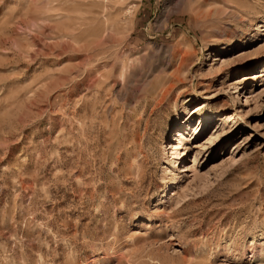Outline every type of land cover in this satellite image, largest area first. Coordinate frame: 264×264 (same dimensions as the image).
Masks as SVG:
<instances>
[{
  "label": "rangeland",
  "instance_id": "rangeland-1",
  "mask_svg": "<svg viewBox=\"0 0 264 264\" xmlns=\"http://www.w3.org/2000/svg\"><path fill=\"white\" fill-rule=\"evenodd\" d=\"M0 264H264V0H0Z\"/></svg>",
  "mask_w": 264,
  "mask_h": 264
},
{
  "label": "bare ground",
  "instance_id": "bare-ground-1",
  "mask_svg": "<svg viewBox=\"0 0 264 264\" xmlns=\"http://www.w3.org/2000/svg\"><path fill=\"white\" fill-rule=\"evenodd\" d=\"M216 11V10H215ZM214 11V12H215ZM208 15V14H207ZM116 25V22L114 21V20H112V22H110V26H113V25ZM117 30L119 31V29L117 28ZM95 44H97V43H95ZM185 62H186V59H184V58H181L180 59V63H179V65H178V67L177 68H175V72H173L172 74H170V76H173L174 77V79L175 80H179L180 78H179V72H180V70H181V67H183L184 65H185Z\"/></svg>",
  "mask_w": 264,
  "mask_h": 264
}]
</instances>
